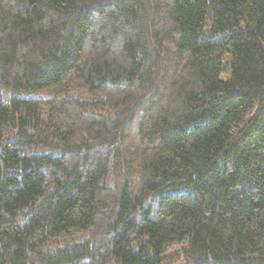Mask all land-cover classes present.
Segmentation results:
<instances>
[{"label":"trees","instance_id":"trees-1","mask_svg":"<svg viewBox=\"0 0 264 264\" xmlns=\"http://www.w3.org/2000/svg\"><path fill=\"white\" fill-rule=\"evenodd\" d=\"M0 264H264V0H0Z\"/></svg>","mask_w":264,"mask_h":264}]
</instances>
